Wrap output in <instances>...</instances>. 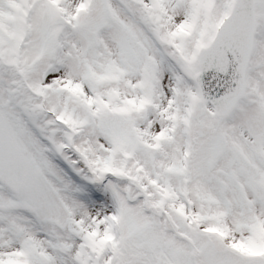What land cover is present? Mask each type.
Returning a JSON list of instances; mask_svg holds the SVG:
<instances>
[{
    "label": "snow or ice",
    "instance_id": "snow-or-ice-1",
    "mask_svg": "<svg viewBox=\"0 0 264 264\" xmlns=\"http://www.w3.org/2000/svg\"><path fill=\"white\" fill-rule=\"evenodd\" d=\"M0 264H264V0H0Z\"/></svg>",
    "mask_w": 264,
    "mask_h": 264
}]
</instances>
